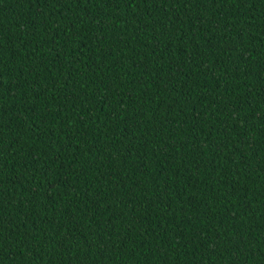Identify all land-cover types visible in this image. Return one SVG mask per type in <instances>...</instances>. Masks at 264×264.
<instances>
[{
  "label": "trees",
  "instance_id": "16d2710c",
  "mask_svg": "<svg viewBox=\"0 0 264 264\" xmlns=\"http://www.w3.org/2000/svg\"><path fill=\"white\" fill-rule=\"evenodd\" d=\"M0 264H264V0H0Z\"/></svg>",
  "mask_w": 264,
  "mask_h": 264
}]
</instances>
